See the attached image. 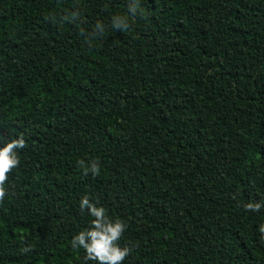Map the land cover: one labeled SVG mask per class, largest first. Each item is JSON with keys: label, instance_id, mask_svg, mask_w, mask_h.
<instances>
[{"label": "trees", "instance_id": "obj_1", "mask_svg": "<svg viewBox=\"0 0 264 264\" xmlns=\"http://www.w3.org/2000/svg\"><path fill=\"white\" fill-rule=\"evenodd\" d=\"M140 9L0 0V147L26 141L0 201V264H96L71 246L92 219L84 195L127 225L122 264H264V208L244 209L264 202V0Z\"/></svg>", "mask_w": 264, "mask_h": 264}, {"label": "clouds", "instance_id": "obj_2", "mask_svg": "<svg viewBox=\"0 0 264 264\" xmlns=\"http://www.w3.org/2000/svg\"><path fill=\"white\" fill-rule=\"evenodd\" d=\"M128 11L132 16L137 15L140 9V0H128ZM80 17L78 9L71 11L64 20L75 21ZM112 27L117 31H125L129 28V18L121 15H114L111 20ZM105 26L102 22L97 21L93 32L85 35L87 43H91V38L103 34ZM26 147V141L23 136L10 139L0 147V201L6 196L5 184L8 181L9 174L20 165L17 154L18 149ZM78 165L84 169L85 175L91 172L93 176L100 174V161L98 158L92 159L88 163L80 160ZM80 210L87 211L92 217L89 226L75 234L71 241L73 248H82L85 251L84 259L95 261L96 264H122L128 257L131 249L128 246L121 247V240L127 225L119 218L113 219L108 215L107 209L98 206L92 202L88 195L81 197L79 202ZM264 208V202H248L244 204L245 211L260 212ZM259 232L264 237V224L259 226ZM31 251L30 247H25L23 252Z\"/></svg>", "mask_w": 264, "mask_h": 264}]
</instances>
